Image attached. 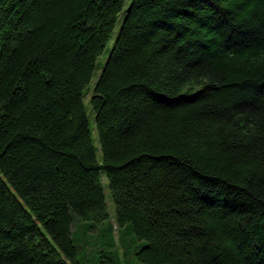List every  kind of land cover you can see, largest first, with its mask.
Segmentation results:
<instances>
[{"label": "trees", "instance_id": "1", "mask_svg": "<svg viewBox=\"0 0 264 264\" xmlns=\"http://www.w3.org/2000/svg\"><path fill=\"white\" fill-rule=\"evenodd\" d=\"M126 1L0 0V264H90L101 174L138 263L264 264V0Z\"/></svg>", "mask_w": 264, "mask_h": 264}, {"label": "rangeland", "instance_id": "2", "mask_svg": "<svg viewBox=\"0 0 264 264\" xmlns=\"http://www.w3.org/2000/svg\"><path fill=\"white\" fill-rule=\"evenodd\" d=\"M127 0L124 8L129 4ZM120 20L115 28V32L108 42L105 49L97 57L95 62V70L93 72L91 83L100 75L102 68L108 59L110 49L116 38L120 27ZM88 98L84 99L87 107V118L89 128L94 137L93 122L94 113L88 105ZM97 156L99 154L97 153ZM101 179L105 188L108 203V217L100 223L79 221L73 218L72 239L77 247V258L80 262H89L90 264H140L134 254L141 247L138 241L133 237L130 226L116 228L114 224L115 211L112 205L109 192L107 189V181L104 174H101Z\"/></svg>", "mask_w": 264, "mask_h": 264}]
</instances>
